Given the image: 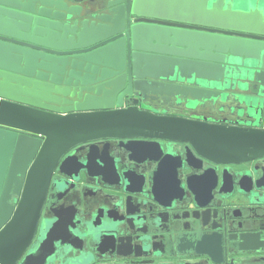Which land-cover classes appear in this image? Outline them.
Returning a JSON list of instances; mask_svg holds the SVG:
<instances>
[{
	"label": "water",
	"instance_id": "obj_1",
	"mask_svg": "<svg viewBox=\"0 0 264 264\" xmlns=\"http://www.w3.org/2000/svg\"><path fill=\"white\" fill-rule=\"evenodd\" d=\"M158 101L190 110L217 105L236 120L158 114ZM109 139L119 140L129 161L156 163L149 192L141 191L143 175L127 172L121 174L124 191L149 195L166 210L187 196L177 177L184 165L200 170L203 161L230 165L264 158V0H0V264H16L31 243L61 157L78 145ZM165 141L184 145L179 154L164 153ZM97 151L90 144L84 164L66 156L60 173L76 178L95 164ZM99 159V174L118 183L106 148ZM216 170L208 166L186 178L197 208L211 203ZM225 177L226 170L220 190L226 193L232 189L223 191ZM253 185L264 191L263 168L254 182L246 174L238 183L252 203L263 204ZM12 195L20 197L16 206L9 203ZM131 205L128 197L124 221L136 241L152 234L151 224L161 228V241L135 257L196 254L212 264H234L227 254L264 253L261 207L249 210L255 220L246 226L233 223L247 232L225 235L224 245L219 232H196L198 224H208L209 210L192 214L196 222L189 231L176 212L149 217ZM60 223L19 264H48L59 240L54 235L62 231L69 238L68 224ZM132 241L119 238L110 246L127 256L122 249L142 250ZM242 264H264V258Z\"/></svg>",
	"mask_w": 264,
	"mask_h": 264
},
{
	"label": "flooded vegetation",
	"instance_id": "obj_2",
	"mask_svg": "<svg viewBox=\"0 0 264 264\" xmlns=\"http://www.w3.org/2000/svg\"><path fill=\"white\" fill-rule=\"evenodd\" d=\"M155 105V110L158 114H162L165 111L164 114L166 115L186 119L205 118L206 120L214 122L223 119L227 121L236 120L235 115H230L227 111L219 112L217 105L211 106L210 104H206L204 107L199 106L193 110L176 107L173 103L164 106L160 101ZM242 119L246 120L245 118ZM161 143L164 153L170 150L174 154H179L181 145H184L182 143L166 141ZM90 144H94L97 147V154L99 156L102 155L104 148H106L108 156L113 159L118 174L120 175L118 183L110 184L108 181L110 179L112 180V178L103 177L99 174L101 171L99 167L103 166L99 156L96 157L95 164L91 165L90 168H82L76 178L71 179L60 173L59 165L68 155H74L82 164L86 163L88 161L86 157ZM194 155L198 158L195 153ZM208 166L217 168L216 175L218 177V183L216 188L212 190L213 199L211 203L206 208H197L193 202L192 194L186 189L185 181L191 175H201ZM155 167L156 163L146 162L144 164H136L129 161L128 153L119 147V140H99L81 144L70 149L61 157L52 172L33 238L16 264H19L27 253L34 250L45 239L46 233L52 228V225L57 219L61 220V225H63V222L68 224L67 234L69 238L65 239L62 231H58L54 235L59 240L54 242L55 253L48 264H212L206 255L196 254L165 257L162 255L156 256L151 253L149 255L135 257L137 254L150 253L152 244L161 241V228L159 224H151L150 230L152 234L142 236L140 240L136 241L135 238L138 236L136 231L130 230L124 221V219H128L125 215L126 199L130 197V200H132V209L136 207L143 212V215H148L149 217L166 212L171 217L173 212L178 213L177 215L181 218L179 220L181 225L185 223L190 225L189 231H192L193 225L196 222L192 218V214L194 213L198 217L204 210H209L208 214L205 215L208 224L203 225L201 222V224H198L197 227L199 229L196 232L201 234L219 232L223 236L224 245H226L225 235L247 232V229L244 227H241V230L234 229L233 223L241 222L246 226L248 223L246 221L255 220L253 213L247 215L250 209L254 210V208L260 207L264 209V203H252L249 194L241 191L238 186V183L246 174H250L252 176V182H254L256 175L261 173L262 168L264 169V158L230 165H214L203 161L202 169L200 170H194L184 165L177 170V177L184 187L187 196L182 202H176L172 210H166L160 207L153 202L149 195H143V193L128 194L124 191L125 182L121 174L127 172L131 176L143 175L144 186L141 188V191L144 193L149 192L151 187L149 175L154 171ZM224 170L227 171L230 177H225L223 191L232 189L226 193L220 192L222 188L221 177ZM232 182L233 188H230ZM137 187L136 185L134 186V188ZM252 193L256 198H264V191L255 189L254 185ZM19 199L20 197L12 195L9 201L10 205L16 206ZM68 209H71V211ZM233 213L239 214L240 217L234 219ZM185 214L188 215V218H183ZM56 215H58V218ZM69 216L71 218L68 223L66 219ZM118 222L123 223L119 224ZM171 223L172 221L170 219L167 225H171ZM166 228L168 229V226H163L164 230ZM254 231L251 230L250 232ZM170 234L173 237L172 231ZM154 236L156 239H152ZM126 237H131L133 239L131 245L139 246L142 250L122 249V252L130 253L127 256H123L118 254L117 250L110 246L113 240ZM252 258H264V253L241 252L226 255V261L230 262L232 260L234 264H242Z\"/></svg>",
	"mask_w": 264,
	"mask_h": 264
}]
</instances>
